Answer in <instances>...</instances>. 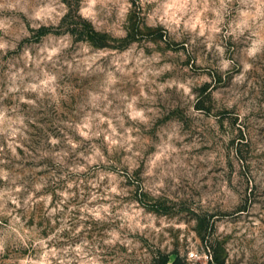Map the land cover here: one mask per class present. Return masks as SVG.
Returning a JSON list of instances; mask_svg holds the SVG:
<instances>
[{
	"label": "rangeland",
	"instance_id": "1",
	"mask_svg": "<svg viewBox=\"0 0 264 264\" xmlns=\"http://www.w3.org/2000/svg\"><path fill=\"white\" fill-rule=\"evenodd\" d=\"M264 264V0H0V264Z\"/></svg>",
	"mask_w": 264,
	"mask_h": 264
},
{
	"label": "trees",
	"instance_id": "2",
	"mask_svg": "<svg viewBox=\"0 0 264 264\" xmlns=\"http://www.w3.org/2000/svg\"><path fill=\"white\" fill-rule=\"evenodd\" d=\"M157 264H186V261L184 260L183 257L179 256L178 254L172 260H170L167 255H162ZM207 264H221V263L215 257L214 259L211 258L207 262Z\"/></svg>",
	"mask_w": 264,
	"mask_h": 264
}]
</instances>
